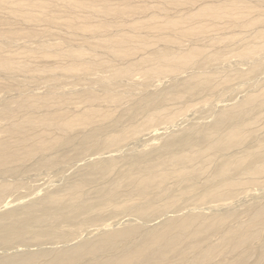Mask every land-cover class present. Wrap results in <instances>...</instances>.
<instances>
[{
    "label": "bare ground",
    "instance_id": "bare-ground-1",
    "mask_svg": "<svg viewBox=\"0 0 264 264\" xmlns=\"http://www.w3.org/2000/svg\"><path fill=\"white\" fill-rule=\"evenodd\" d=\"M263 76L264 0H0V207L96 159L0 214L2 252L39 247L0 264H264ZM191 100L211 124L114 158Z\"/></svg>",
    "mask_w": 264,
    "mask_h": 264
},
{
    "label": "rangeland",
    "instance_id": "rangeland-1",
    "mask_svg": "<svg viewBox=\"0 0 264 264\" xmlns=\"http://www.w3.org/2000/svg\"><path fill=\"white\" fill-rule=\"evenodd\" d=\"M262 79H264V76H263V78ZM162 86V85H161ZM160 86V87H161ZM251 87V86H250ZM250 87H248V88H250ZM245 88V90H243V93H239L238 91V93L236 92V89H235V91L233 92V91H231V92H229L230 93V96L228 95L229 93H227V95L225 94V96L223 95L222 97V99L221 98H219L218 97V99L215 97V98H213V109L215 110V111H218L219 112V110L221 109V107H222V105H223V103H224V105H223V107L224 106H227V104H234V102H230L231 100L232 101H238V100H240L241 98H242V96H244L245 94H246V92H248V91H252V90H254V89H248L247 87H244ZM95 89L97 90L98 88L97 87H95ZM247 89H248V91H247ZM154 91H155V89H153ZM245 91V92H244ZM157 92V91H156ZM234 93V94H233ZM232 94H233V96H232ZM242 94V95H241ZM229 96V98H227V97ZM238 96V97H237ZM226 97V98H225ZM196 98V100H198L199 101V98H197V97H195ZM194 98V99H195ZM224 100L225 102H221V100ZM227 100V101H226ZM197 102H193V100H191L190 101V104H192L194 107H195V104H196ZM221 103V104H220ZM227 103V104H226ZM191 105V106H192ZM198 105V104H197ZM196 105V107L195 108H197L198 110L196 111V109H194L193 107V109H191V110H193L194 112L196 111L197 112V114H195L194 112H192L191 110L188 112L189 113V115H188V113H187V115L188 116H186L185 117V119L183 120V121H181V123L183 122V125L179 122V123H177L176 124V127L174 126H171L172 128H170V127H168L167 128V126H166V129H164V127H165V125H161L160 127H159V129L161 128L162 130H164V131H162L161 129L156 133V134H154V135H156V137L154 136V135H150V134H153L152 132H150L149 134L148 133H144V135H142V136H140V137H138L137 138V140H134L133 142L134 143H129L128 144V147H126V148H124L123 150H120L119 151V153H117V154H113L114 155V158H119V159H121V160H123L124 158H126L129 154H131L133 151H137V152H140V151H142V150H145V148H143V147H145V145H147L148 144V142L147 141H153L155 144H156V146H157V144H158V146L157 147H159L161 144H162V141H161V139L159 138V136H164V135H170V134H174V133H178L176 130H179V131H181V129L184 127V122H185V126H187V125H197L196 123H198V124H202V123H204L203 125H208V123L209 124H211V118L210 117H208V116H206V115H204V116H202V114L199 112V111H201L202 112V110H204V108L201 106V104L200 105H198L197 106ZM229 105L227 106V108L229 107ZM200 108V109H199ZM259 111H263L264 112V106L262 107V108H260L259 109ZM204 112H205V110H204ZM204 112H202L203 114H205ZM194 113V115H192ZM201 114V115H199V114ZM198 116H200V117H204L203 119L202 118H199ZM192 117V118H191ZM199 118V119H198ZM206 118H208L207 120H206ZM193 119V120H192ZM201 119V120H200ZM193 121V122H192ZM199 121V122H198ZM201 121H203V122H201ZM207 121H210V122H208V123H206ZM261 123H263V122H261ZM179 124V125H178ZM182 125V126H181ZM180 128V129H179ZM110 129H111V127H110ZM109 129V130H110ZM152 130H153V128H152ZM154 130H157L156 128L154 129ZM173 131H174V133H173ZM171 132V133H170ZM147 134V135H146ZM155 137V138H152V137ZM158 137V138H157ZM146 138V139H145ZM148 138V139H147ZM145 139V140H144ZM159 139V140H158ZM141 140V141H140ZM247 143V147L252 143L251 142V140H249V141H247L246 142ZM101 154V153H100ZM105 154H106V152H105ZM105 156V155H104ZM92 158H94L95 159V157H87L86 158V160H83L84 161V164H83V161H82V165H81V161L80 160H78V163H77V161L76 160H74L73 161V163H72V161H70V162H68L67 163V165L68 166H71V167H67V168H64V169H62L63 171L61 172L60 170H59V168L63 165H60V164H58V170H57V173H56V170H54V171H47V170H42V171H45V172H42V173H40L41 172V170H37L38 172H36V170H35V172H36V174H37V176L34 174H31L29 171L27 172L26 171V173H24V177H22L23 178V182L24 183H30L29 185H33V184H35V185H33L34 186V195H35V193L38 191V189L39 190H41L40 189V187L42 188H44V186L46 185V184H48L49 186H51L50 184L51 183H54V186H57V188L55 187V190L57 189V190H59V188L61 187V189H62V185H64L66 182L68 183V184H70L71 182H73V180L72 179H78V177L80 176V174L82 173H84V174H86V173H88V172H85V171H83V170H85L86 168H85V165L87 164V163H89V162H92V161H94ZM88 159H89V161H88ZM96 160V159H95ZM80 161V162H79ZM87 161V162H86ZM66 163H64V165H65ZM70 164V165H69ZM77 164H79V165H81V166H79V165H77ZM77 166V167H76ZM64 167H66V166H64ZM81 167H82V169H81ZM61 169V168H60ZM74 169V170H73ZM77 172H76V171ZM79 170H81V171H79ZM47 171V172H46ZM60 171V172H59ZM75 171V172H74ZM87 171H88V169H87ZM31 174V175H29V174ZM32 173H34V172H32ZM56 173V174H55ZM59 173H60V175H59ZM27 174V175H26ZM40 174H42V175H45V177L44 176H42L41 175V177H43L42 179H40L41 177H40ZM81 174V175H82ZM49 176V178H48V176ZM53 177H52V176ZM79 175V176H78ZM31 176V177H30ZM47 176V177H46ZM51 176V177H50ZM56 176V177H55ZM59 176V177H58ZM76 176V177H75ZM28 177H30L32 180H30V178H29V182H28ZM34 177V178H33ZM37 177V178H36ZM40 177V178H39ZM40 179L39 181H37L36 179ZM51 178V179H50ZM60 178H62V179H59ZM47 179V180H46ZM54 179H56V181H53ZM67 179H68V181H67ZM36 182H35V181ZM44 181V182H42V181ZM45 180L47 181V183L45 182ZM50 180H52V181H50ZM59 180V181H58ZM34 183H33V182ZM50 181V182H49ZM75 181V180H74ZM39 182V183H38ZM56 182V183H55ZM33 183V184H32ZM41 183V184H40ZM50 183V184H49ZM66 183V184H67ZM45 184V185H44ZM64 185V186H67V185ZM40 187H39V186ZM42 185V186H41ZM48 185H46V186H48ZM54 186H53V184H52V186L51 187H53L54 188ZM39 187V188H38ZM37 190H36V189ZM42 188V190L39 192H37V194L34 196V198H33V194L32 195H29L30 197H32V198H30L28 195H27V193H22L23 194V196H21V197H17L16 196V198H14L13 196V199H12V197L10 196L9 198L11 199V201H10V199L9 198H7L6 199V201H8V203L9 204H6V201H5V206H4V204L2 205L3 207H4V210H2L3 209V207L1 206L0 207V210L2 211H0V214L2 213H5V212H8V211H11V210H18L19 208H22V207H25V206H30V205H34V204H36L38 201V199L40 200L41 198H43V196H45L48 192H51L52 191V189H50V190H48V188H50V187H45L44 189ZM64 188V187H63ZM36 190V191H35ZM55 190H53V191H55ZM264 189H260L259 191L260 192H258V190H254V191H249L250 193H248V197L245 199L246 200V204H250L252 201H251V196L254 194L255 195V193H256V195L255 196H258V197H262L263 195H264V191H263ZM44 193H46V194H44ZM254 192V193H253ZM27 197V198H26ZM26 200V202L28 201V199L30 198L31 200H29L28 202H29V204H28V202L27 203H25V200ZM249 198H250V201H249ZM19 200H21V201H23L21 204H20V202H19ZM32 202V203H31ZM249 202V203H248ZM255 202V201H254ZM253 202V203H254ZM13 203H16V204H13ZM18 203H19V205H18ZM34 203V204H33ZM13 204V205H12ZM25 204V205H24ZM242 203H240V202H238L237 204L236 203H234V208L236 209V210H238V212H240L239 210H241L242 209V207L240 206ZM252 204V203H251ZM17 205V206H16ZM24 205V206H23ZM12 206V207H11ZM19 206V207H18ZM239 206V207H238ZM14 207V208H13ZM18 207V208H17ZM237 207V208H236ZM218 208V207H217ZM223 208V207H222ZM94 217H98V215H97V212H95V215H94ZM108 217V218H107ZM110 218V219H109ZM114 217H112V216H105V217H102V218H100V221L99 220H96V221H98V222H103V223H112L113 221H114V219H113ZM104 220V221H103ZM115 220H116V218H115ZM111 221V222H110ZM100 223V224H101ZM90 232H86V235H85V237H90L91 236V234H89ZM61 244V245H60ZM58 243L56 246H58V247H65V246H67V245H72V244H74V242H68V243ZM52 245V246H51ZM54 244H52V243H50V245H48V244H45V245H39L42 249H51V248H53V247H55V246H53ZM17 247V248H16ZM24 247V248H23ZM21 246L20 248H19V246H15L14 248H12V249H10L8 252L6 251V252H2V250H0V255L2 256L3 254L4 255H7V254H9L8 256H15V254L14 253H16V255L18 254V255H22V254H24V253H26V252H33V250L34 251H36L37 250V248H38V250H39V247L38 246H34V245H26V246ZM25 247L27 248L26 250H28V251H26V250H24L25 249ZM34 247V248H33ZM19 249V250H18ZM15 250V252H13ZM23 250V251H22ZM31 250V251H30ZM13 252V253H12ZM3 253V254H2ZM6 253V254H5ZM13 254V255H12ZM3 255V256H4Z\"/></svg>",
    "mask_w": 264,
    "mask_h": 264
}]
</instances>
